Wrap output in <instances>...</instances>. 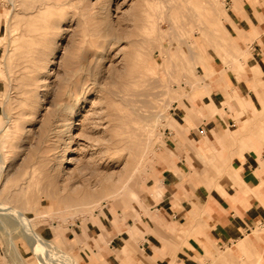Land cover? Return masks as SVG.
Here are the masks:
<instances>
[{
  "label": "rangeland",
  "instance_id": "374dc122",
  "mask_svg": "<svg viewBox=\"0 0 264 264\" xmlns=\"http://www.w3.org/2000/svg\"><path fill=\"white\" fill-rule=\"evenodd\" d=\"M231 5L0 0V264L106 261L91 223L139 217L175 103L248 56L220 42ZM238 242L202 264H264Z\"/></svg>",
  "mask_w": 264,
  "mask_h": 264
},
{
  "label": "crops",
  "instance_id": "0c3cea01",
  "mask_svg": "<svg viewBox=\"0 0 264 264\" xmlns=\"http://www.w3.org/2000/svg\"><path fill=\"white\" fill-rule=\"evenodd\" d=\"M230 15L220 42H239L248 56L236 70L216 69L175 103L130 223L137 233L115 217L91 223L88 235L107 230L103 264H202L215 245L238 241L246 255L253 241L264 260V234L254 231L264 226V2L232 0Z\"/></svg>",
  "mask_w": 264,
  "mask_h": 264
},
{
  "label": "bare ground",
  "instance_id": "6f19581e",
  "mask_svg": "<svg viewBox=\"0 0 264 264\" xmlns=\"http://www.w3.org/2000/svg\"><path fill=\"white\" fill-rule=\"evenodd\" d=\"M21 215L23 214L22 212H19ZM24 215V214H23ZM22 218H23V220H25L24 222H26V225H27V223H28V218L24 215V216H22ZM21 218V219H22ZM35 233V232H34ZM69 259H70V264H79V262L74 258V257H72V256H70L69 257Z\"/></svg>",
  "mask_w": 264,
  "mask_h": 264
}]
</instances>
